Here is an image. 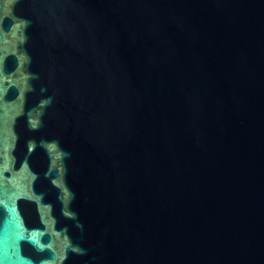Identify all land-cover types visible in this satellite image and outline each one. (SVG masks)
<instances>
[{
  "label": "water",
  "instance_id": "water-1",
  "mask_svg": "<svg viewBox=\"0 0 264 264\" xmlns=\"http://www.w3.org/2000/svg\"><path fill=\"white\" fill-rule=\"evenodd\" d=\"M0 264H264V0H0Z\"/></svg>",
  "mask_w": 264,
  "mask_h": 264
}]
</instances>
